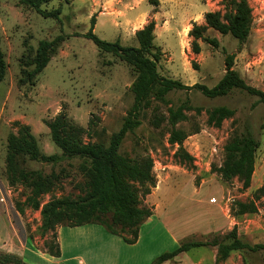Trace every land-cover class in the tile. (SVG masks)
Segmentation results:
<instances>
[{"label":"rangeland","instance_id":"374dc122","mask_svg":"<svg viewBox=\"0 0 264 264\" xmlns=\"http://www.w3.org/2000/svg\"><path fill=\"white\" fill-rule=\"evenodd\" d=\"M144 1L161 12L155 20V45L161 52L158 63L161 75L187 85L202 83L213 87L226 72V57L234 54V68L247 83L264 90V0H248L253 22L244 43L230 34L208 28L205 35L217 38L219 45L215 47L199 40L202 48L199 54L193 52L194 39L190 31L195 23L205 24L207 12L224 14V0H157L158 3L156 0H109L102 4H97L96 0H50L43 4L42 7L48 10L60 8V20L45 18L33 9L18 6L17 0H0L1 43L9 62L6 78L0 84V173L5 178L8 135L18 133L16 121L30 126L41 151L47 155L62 152L53 142L45 123L61 111L72 123L86 130L93 120L95 131L92 129L83 135L85 142L108 143L111 134L121 128L133 105L130 86L136 73L117 56L100 51L84 34L90 31L95 15L94 32L100 38L119 39L125 46L138 47L135 34L142 21L131 22L128 15L134 6ZM103 10L115 16L116 27L110 16L97 18ZM60 34L64 35V41L52 54L47 67L37 75L35 83H21L24 68L21 58L33 54L41 40H52ZM32 68L27 67L28 70ZM257 100L258 97L239 90L217 98L207 97L195 89L173 90L163 101L153 100L143 111L141 125L128 133L121 152L131 157L150 155L157 185L142 200L154 214L141 224L138 238L141 243L136 250H129V254L137 252L141 254L139 257L145 258L150 253L155 256L152 263L162 253L172 251L186 241H228L225 238L227 223L224 222H221L219 233H192L197 230L199 218L215 216L223 221L237 216L236 203L255 200L256 191L264 186V103H257ZM186 102L201 108V113L187 111L188 119L176 124L177 129L188 134L183 143L184 151H181L178 144L169 142L172 125L168 116L169 108L176 109ZM219 106H227L236 113L224 120L221 127H216L208 122L207 111ZM155 118L161 119L158 125ZM242 131H250L260 142L256 153V175L248 189H243L238 178L225 182L213 171L224 161L228 140L235 132ZM22 156L19 157L20 167L25 170H40L47 175L53 171L58 173L59 179L43 195L41 206L53 198L77 199L88 188V178L81 168L84 160L79 157L53 165ZM8 189L15 210V201H24L31 192V188L21 182L14 186L8 184ZM256 203L264 209V194ZM20 216L42 250L43 244L51 240V232L42 236L40 210L26 208L25 214ZM166 229H171L177 242ZM256 238L264 244V234ZM111 246L116 248L115 243ZM214 249L213 246L192 248L178 260H183L182 264L198 260L200 264H218ZM34 250H37L35 246ZM234 254V264H264V247L256 251H235ZM24 260L29 264H56L57 258L34 252Z\"/></svg>","mask_w":264,"mask_h":264},{"label":"trees","instance_id":"16d2710c","mask_svg":"<svg viewBox=\"0 0 264 264\" xmlns=\"http://www.w3.org/2000/svg\"><path fill=\"white\" fill-rule=\"evenodd\" d=\"M50 0H17L18 6L30 8L45 18L60 20L61 9H44L42 6ZM226 12H207L205 24H194L190 31L193 37L192 49L195 54L201 53L199 40L217 47V38L205 35L208 28H213L220 33L230 34L239 42L244 43L252 29V7L248 0H224ZM156 3L158 1L156 0ZM91 29L84 37L91 39L98 49L111 53L133 68L136 77L130 86L134 101L128 115L125 117L121 128L112 133L108 143L85 142L83 135L94 130V122L90 121V128L72 123L67 114L61 111L52 120L45 121L50 129L51 138L55 145L62 151L61 154L47 155L39 147L30 126L16 121L18 133L8 135L7 154L5 157L4 179L10 186L21 182L31 188L30 194L24 201L16 200L17 211L24 215L26 208L40 210L42 236L51 232V240L43 244L46 253L54 257L62 254L58 239V228L61 226H82L86 224L102 225L111 234L120 236L125 242L134 244L138 241L139 230L154 212L153 209L143 205V199L151 194L156 187L157 180L153 173L154 161L150 155L137 154L135 157L121 152L122 144L128 135L141 125V115L144 110L152 105L153 100L163 101L166 95L173 90H198L205 96L217 98L226 96L233 90H239L249 95L258 97L257 103H264V90L250 85L234 68V54L226 57V72L220 81L213 87L202 83L187 85L181 80L169 78L160 74L158 63L161 59L160 50L155 45V20H150L143 28L136 31L138 47L125 46L118 39L107 41L100 38L95 32L96 16L91 19ZM60 34L52 40L43 39L33 54L21 58L23 64L21 83L34 84L37 75L43 72L51 60L52 54L64 41ZM28 66H33L28 70ZM8 61L2 48L0 34V84L5 80L8 71ZM195 110L201 113V108L193 107L188 102L178 108H169L168 121L172 125L169 138L171 144H178L179 150L184 151L183 143L188 134L176 128L180 121L188 119L187 111ZM235 110L227 106H219L207 111L208 122L216 127H221L224 120L235 115ZM161 119L155 118L158 125ZM93 125V126H92ZM95 131V130H94ZM260 142L250 131L235 132L225 145V157L221 166L213 169L223 181L229 182L238 178L243 189L251 186L256 169V153ZM28 155L30 159L53 165L67 158L79 157L84 161L81 164L86 174L88 188L84 195L77 199L69 197L53 198L42 205V197L49 192L59 179L58 173L47 175L40 170L28 171L20 167L19 157ZM187 155V154H185ZM188 156V155H187ZM23 157V156H22ZM264 194V186L255 193V200L250 202H237L236 215L259 212L256 201ZM28 230V228H27ZM29 234V238H33ZM227 242L186 241L176 249L166 251L155 258L151 264H164L174 261L178 255L188 252L192 248L213 246L217 248L216 262L224 263L233 251H256L263 248V244L251 246L243 242L238 236L237 226L225 235ZM0 264H29L24 258L15 253L0 251Z\"/></svg>","mask_w":264,"mask_h":264},{"label":"crops","instance_id":"0c3cea01","mask_svg":"<svg viewBox=\"0 0 264 264\" xmlns=\"http://www.w3.org/2000/svg\"><path fill=\"white\" fill-rule=\"evenodd\" d=\"M96 1L97 4H102L109 0ZM146 3L148 4V2L144 1L134 6L133 10L128 15L129 21L131 22L136 20L142 21L138 29L143 28L150 19L156 20L158 15L161 14L156 7L154 8L150 3V6H148ZM104 8L107 7L105 6ZM103 15L110 16L114 27H116L118 22L115 16L108 15L103 10L98 13L97 18L100 20ZM96 25L97 23L95 26ZM1 121L0 118V125ZM254 175H256V170ZM10 200L11 196L7 181L2 176V173H0V250L18 254L23 258L34 254V252L45 256L48 253L43 252L37 247L38 242L36 240L29 238L27 227L20 213L15 210ZM258 208L259 212L257 213H245L243 215L233 216L230 217V220L224 219L220 221L218 219L219 217L215 216L199 218L197 230L192 234L202 233L203 235H209L211 233H219L221 222H224L227 223L225 231L228 232L226 234H228L234 226H237L238 236L243 242L251 246L261 244L256 237L264 234V209H261L259 206ZM166 231L172 237L173 241L177 242V238L173 236L171 229H166ZM58 239L62 254L60 257H56V264H151V260L155 257L154 255V257L150 255V253L149 256H145V258L139 257L141 254L138 255L137 252L129 254V250H136L137 247H139L141 240L139 239L135 244H127L120 236L111 234L99 224H86L76 227L61 226L58 229ZM111 243H115L116 248L112 249ZM34 246L37 250H34ZM214 250L217 251V248L215 247ZM234 252L235 251L232 252V256L227 259L225 264L235 263ZM186 253L187 252H183L178 255L174 261L167 262L182 264L184 261H179L178 259ZM146 258L147 262L144 263ZM199 261L200 260L190 264H200Z\"/></svg>","mask_w":264,"mask_h":264}]
</instances>
